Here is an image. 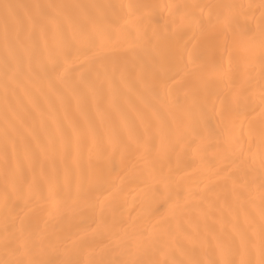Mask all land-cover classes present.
I'll list each match as a JSON object with an SVG mask.
<instances>
[{"label":"bare ground","instance_id":"6f19581e","mask_svg":"<svg viewBox=\"0 0 264 264\" xmlns=\"http://www.w3.org/2000/svg\"><path fill=\"white\" fill-rule=\"evenodd\" d=\"M0 264H264V0H0Z\"/></svg>","mask_w":264,"mask_h":264}]
</instances>
